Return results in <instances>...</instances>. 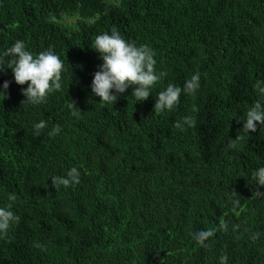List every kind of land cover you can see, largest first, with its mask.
<instances>
[{"label":"trees","instance_id":"trees-1","mask_svg":"<svg viewBox=\"0 0 264 264\" xmlns=\"http://www.w3.org/2000/svg\"><path fill=\"white\" fill-rule=\"evenodd\" d=\"M113 28L166 73L145 101L131 86L114 104L91 93L102 63L91 47ZM17 39L33 55L52 48L66 70L36 106L0 72V206L18 217L0 233V264H264V186L250 179L264 128L242 126L264 79V0H0V52ZM196 73L194 95L154 109ZM184 117L195 125L181 131ZM72 167L80 182L54 188Z\"/></svg>","mask_w":264,"mask_h":264},{"label":"clouds","instance_id":"clouds-1","mask_svg":"<svg viewBox=\"0 0 264 264\" xmlns=\"http://www.w3.org/2000/svg\"><path fill=\"white\" fill-rule=\"evenodd\" d=\"M91 48L99 54L102 61L93 74L91 93L99 97L100 102L105 105L114 104L130 86L132 87L131 95L136 102L145 101L152 94L154 85L166 75L156 68L154 49L145 44L136 45L129 42L116 28L98 34ZM7 69H11L16 84L27 85L21 89L25 97L22 103L33 106L45 103L51 93L62 88L63 73L66 70L61 56L52 48L33 55L27 49L25 41L21 39H17L11 47L0 52V72H6ZM9 85L10 82L7 80L0 85V97L3 99ZM199 88V73L185 80L182 87L169 84L156 97L154 109L157 112L171 111L179 103L182 94L194 95ZM254 90L259 100L246 111L242 121L243 129L248 133H255L258 127L264 128V79L255 82ZM69 108L71 115L79 119L82 111L74 103L70 104ZM194 125L193 118L184 117L183 121L177 122L175 126L183 131L185 126ZM47 126L44 120L35 123L33 135L40 136ZM60 131V126L57 125L51 129L49 135L59 134ZM50 178L54 188L70 187L80 182V171L72 167L64 176ZM250 179L264 186V167L254 170ZM17 220L18 217L11 205L0 206V233H6ZM209 235H211L210 232H201L197 239L203 242ZM221 264H227V257L221 258Z\"/></svg>","mask_w":264,"mask_h":264}]
</instances>
